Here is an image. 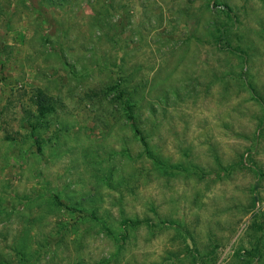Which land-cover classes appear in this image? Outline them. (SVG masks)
<instances>
[{
  "label": "rangeland",
  "instance_id": "rangeland-1",
  "mask_svg": "<svg viewBox=\"0 0 264 264\" xmlns=\"http://www.w3.org/2000/svg\"><path fill=\"white\" fill-rule=\"evenodd\" d=\"M0 264H264V0H0Z\"/></svg>",
  "mask_w": 264,
  "mask_h": 264
},
{
  "label": "trees",
  "instance_id": "trees-1",
  "mask_svg": "<svg viewBox=\"0 0 264 264\" xmlns=\"http://www.w3.org/2000/svg\"><path fill=\"white\" fill-rule=\"evenodd\" d=\"M217 44H221V42H222V36H219L217 39ZM116 87V91H117V97H119L118 99L119 100H122V103H123V108L125 109V111H126V113H128V119L131 121V128L133 129V130H136V132L138 133V130H137V126H136V122H135V118H134V116H133V110H131V106H130V103H128V101H127V98H126V96L127 95H125L126 93L122 90V89H120L119 87H117V86H114V88ZM140 141H141V143L142 144H144L145 142H144V139L143 138H140Z\"/></svg>",
  "mask_w": 264,
  "mask_h": 264
}]
</instances>
